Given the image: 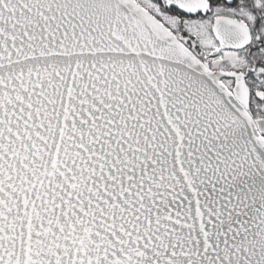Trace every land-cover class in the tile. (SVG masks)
<instances>
[{"label": "snow or ice", "instance_id": "obj_1", "mask_svg": "<svg viewBox=\"0 0 264 264\" xmlns=\"http://www.w3.org/2000/svg\"><path fill=\"white\" fill-rule=\"evenodd\" d=\"M0 264H264V0H0Z\"/></svg>", "mask_w": 264, "mask_h": 264}]
</instances>
